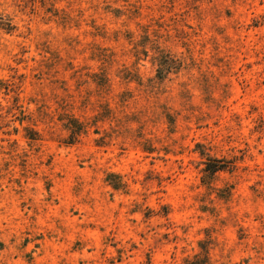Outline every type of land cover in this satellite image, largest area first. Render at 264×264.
Listing matches in <instances>:
<instances>
[{
    "label": "rangeland",
    "instance_id": "374dc122",
    "mask_svg": "<svg viewBox=\"0 0 264 264\" xmlns=\"http://www.w3.org/2000/svg\"><path fill=\"white\" fill-rule=\"evenodd\" d=\"M0 264H264V0H0Z\"/></svg>",
    "mask_w": 264,
    "mask_h": 264
},
{
    "label": "trees",
    "instance_id": "16d2710c",
    "mask_svg": "<svg viewBox=\"0 0 264 264\" xmlns=\"http://www.w3.org/2000/svg\"><path fill=\"white\" fill-rule=\"evenodd\" d=\"M206 160V170L209 173H215L225 168V165L219 160H215L210 157H207Z\"/></svg>",
    "mask_w": 264,
    "mask_h": 264
}]
</instances>
